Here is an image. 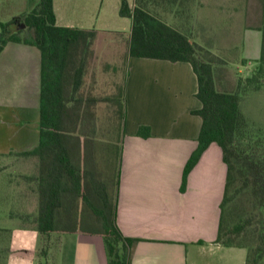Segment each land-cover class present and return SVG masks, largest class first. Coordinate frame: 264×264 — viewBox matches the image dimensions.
<instances>
[{
	"label": "crops",
	"instance_id": "1",
	"mask_svg": "<svg viewBox=\"0 0 264 264\" xmlns=\"http://www.w3.org/2000/svg\"><path fill=\"white\" fill-rule=\"evenodd\" d=\"M192 1L154 0L152 7L184 9ZM129 3L135 7L137 0ZM53 4L61 26L94 28L120 40L121 32L126 38L131 34L132 19L121 16V0H53ZM31 7V0H0V9L8 12L6 21ZM167 21L196 38L191 21L177 17ZM211 30L201 32H221ZM249 31L261 32L247 27L243 40ZM258 43L255 59L261 54V37ZM40 86V50L9 42L0 54V209L11 221L0 226V264H109L102 236L69 232L47 237L27 218L38 213L39 160L20 153L40 141ZM197 91L198 77L189 62L129 58L117 225L125 236L139 239L132 249V264L246 263L247 248L215 242L228 174L218 143L204 151L182 189L184 169L198 146L202 126V118L194 113L202 106ZM141 126H149L151 135L140 136ZM13 156L25 158L20 173L13 171L15 160H7ZM43 248L45 256L40 254Z\"/></svg>",
	"mask_w": 264,
	"mask_h": 264
},
{
	"label": "trees",
	"instance_id": "2",
	"mask_svg": "<svg viewBox=\"0 0 264 264\" xmlns=\"http://www.w3.org/2000/svg\"><path fill=\"white\" fill-rule=\"evenodd\" d=\"M153 2L137 0L132 7L129 0H121L120 4L121 16L132 19L130 36L126 38L121 32V38L127 43L126 73L120 94L105 99L119 105L120 140L100 137L97 118L100 99L85 93V77L94 59L99 30L57 24L53 0H31L29 12L6 23L0 22V54L9 42L36 46L41 52L40 141L34 149L20 153L39 160L38 213L27 218L47 237L69 232L100 235L105 240L109 264H132V249L139 239L125 236L117 225L128 61L131 57H142L189 62L198 77L196 96L202 106L194 113L202 118V126L198 146L184 169L182 189L204 151L211 143H218L228 174L215 242L226 247H245L248 249L245 264H261L264 259V148L259 138L255 140L250 135L251 124L241 102L247 91L261 88L264 23L259 28L262 56L256 72L241 77L235 90H221L217 71L223 63L222 57L193 40V34L184 27L167 21L165 14L171 12L178 18L185 10L170 7L158 11L152 7ZM20 22L26 24L25 35H22L24 30H12ZM138 134L148 137L151 129L141 126ZM246 194L254 207L247 213L244 224L256 222L255 244L238 241L245 225L229 227L226 221L229 204L238 195L242 198ZM40 254L45 256L47 249H41Z\"/></svg>",
	"mask_w": 264,
	"mask_h": 264
},
{
	"label": "rangeland",
	"instance_id": "3",
	"mask_svg": "<svg viewBox=\"0 0 264 264\" xmlns=\"http://www.w3.org/2000/svg\"><path fill=\"white\" fill-rule=\"evenodd\" d=\"M247 2L249 9L246 10L243 6L244 0H195L192 1L191 7L183 9L184 15H178L179 20L185 18L195 25L198 32L194 34L196 38L193 40L222 57L223 63L217 71L221 90H235L239 79L253 75L260 65L262 55L255 59L254 54L259 52L258 38H262L260 34L262 31L260 30V33L249 31L245 34L244 40L243 36L247 27L259 30L263 25L264 1L248 0ZM165 15L167 18L175 19V16L169 13ZM6 20H8V12L0 9V22L6 23L8 22ZM210 28L211 31L221 32H201ZM24 29L26 27L17 30ZM12 30H16L15 25ZM1 31L0 28V33ZM25 34L26 30L22 35ZM94 49V59L85 77V93L100 99L97 107L100 137L105 139L119 137L120 140L121 131L118 126L122 122L118 113L119 105L113 100L105 99L117 97L121 92L126 73L127 43L116 35L100 34L97 36ZM241 108L251 124L250 135L255 140L259 138L264 148V72L261 88L247 91L241 102ZM12 159L15 160L13 171L22 172V162L25 158L13 156L7 160L12 162ZM253 207V201L247 194L242 198L238 195L234 202L229 204L226 217L229 227L246 226L242 238L238 241L248 244H255L257 240L256 222L244 224L247 213ZM5 213V210L0 209V226L4 222L11 221ZM261 264H264V259Z\"/></svg>",
	"mask_w": 264,
	"mask_h": 264
},
{
	"label": "water",
	"instance_id": "4",
	"mask_svg": "<svg viewBox=\"0 0 264 264\" xmlns=\"http://www.w3.org/2000/svg\"><path fill=\"white\" fill-rule=\"evenodd\" d=\"M16 30L17 29H22L24 27H26V24L24 22H20L18 24H15Z\"/></svg>",
	"mask_w": 264,
	"mask_h": 264
}]
</instances>
